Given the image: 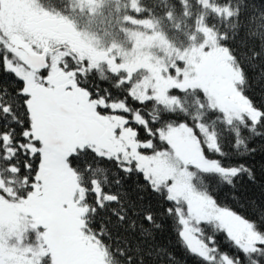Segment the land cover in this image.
I'll return each mask as SVG.
<instances>
[{
	"label": "snow or ice",
	"instance_id": "6c2138e0",
	"mask_svg": "<svg viewBox=\"0 0 264 264\" xmlns=\"http://www.w3.org/2000/svg\"><path fill=\"white\" fill-rule=\"evenodd\" d=\"M258 175L264 0H0V264H264Z\"/></svg>",
	"mask_w": 264,
	"mask_h": 264
},
{
	"label": "trees",
	"instance_id": "16d2710c",
	"mask_svg": "<svg viewBox=\"0 0 264 264\" xmlns=\"http://www.w3.org/2000/svg\"><path fill=\"white\" fill-rule=\"evenodd\" d=\"M253 96L257 101H259L262 97V93L259 88L255 90ZM261 158L258 156L256 158V167L259 172ZM238 197L239 199L233 200L231 198H222L225 203L234 207L238 211H245L242 207L243 202H247L249 200H264V177H259L258 175V183L253 185L244 181L241 183L238 189ZM174 252L177 257L179 264H192L191 258L187 256L182 249L179 247H174Z\"/></svg>",
	"mask_w": 264,
	"mask_h": 264
}]
</instances>
